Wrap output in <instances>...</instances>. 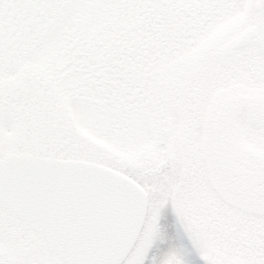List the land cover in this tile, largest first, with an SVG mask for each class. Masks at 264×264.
I'll list each match as a JSON object with an SVG mask.
<instances>
[{"label": "snow or ice", "instance_id": "obj_1", "mask_svg": "<svg viewBox=\"0 0 264 264\" xmlns=\"http://www.w3.org/2000/svg\"><path fill=\"white\" fill-rule=\"evenodd\" d=\"M0 264H264V0H0Z\"/></svg>", "mask_w": 264, "mask_h": 264}, {"label": "rangeland", "instance_id": "obj_2", "mask_svg": "<svg viewBox=\"0 0 264 264\" xmlns=\"http://www.w3.org/2000/svg\"><path fill=\"white\" fill-rule=\"evenodd\" d=\"M244 15H245V13L242 10L241 11H238V12L234 13L232 16H230L228 18V22L239 26L241 24V21H242ZM247 26H251V25H247ZM243 28H246V26L243 27ZM80 130L83 133H85V134H90L87 129L81 128ZM101 142H103V141H101Z\"/></svg>", "mask_w": 264, "mask_h": 264}, {"label": "flooded vegetation", "instance_id": "obj_3", "mask_svg": "<svg viewBox=\"0 0 264 264\" xmlns=\"http://www.w3.org/2000/svg\"><path fill=\"white\" fill-rule=\"evenodd\" d=\"M246 26V28H243V29H241V31L243 30V31H246L249 27H251V26H247V25H245ZM244 26V27H245Z\"/></svg>", "mask_w": 264, "mask_h": 264}]
</instances>
